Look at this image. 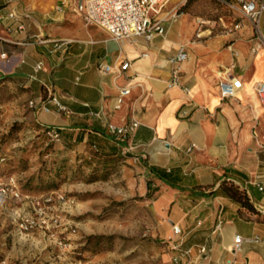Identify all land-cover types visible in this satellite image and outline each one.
Wrapping results in <instances>:
<instances>
[{"label":"crops","instance_id":"1","mask_svg":"<svg viewBox=\"0 0 264 264\" xmlns=\"http://www.w3.org/2000/svg\"><path fill=\"white\" fill-rule=\"evenodd\" d=\"M62 1L0 0L6 105L26 110L21 120L55 128L57 144L118 157L121 170L141 174L155 187V212L166 220L159 232L171 235L179 225L178 242L205 245L208 264H264V105L255 91L264 81V11L257 29L248 18H221L213 33L205 28L196 36L195 20L182 12L164 21L162 35L116 41L86 24L71 0ZM184 1L170 0L160 16ZM10 11L17 16L8 17ZM180 49L186 58L179 83L168 85V59ZM125 61L119 73L98 69L100 62ZM219 77L234 83L233 96L220 95ZM123 87L129 94L118 104ZM53 98L67 110L59 111ZM133 120L137 128L122 143L130 150L122 154L108 126ZM223 181L244 189L253 209L223 193ZM236 234L242 242L234 250ZM166 240L160 264H173L178 252ZM178 264L203 262L194 250Z\"/></svg>","mask_w":264,"mask_h":264},{"label":"rangeland","instance_id":"2","mask_svg":"<svg viewBox=\"0 0 264 264\" xmlns=\"http://www.w3.org/2000/svg\"><path fill=\"white\" fill-rule=\"evenodd\" d=\"M182 12L211 33L247 18L236 0H192ZM7 99L0 88V179L14 176L23 196L0 195V264H160L168 235L155 187L147 193L149 181L118 158L57 144Z\"/></svg>","mask_w":264,"mask_h":264},{"label":"built area","instance_id":"3","mask_svg":"<svg viewBox=\"0 0 264 264\" xmlns=\"http://www.w3.org/2000/svg\"><path fill=\"white\" fill-rule=\"evenodd\" d=\"M170 0H71L73 9L82 15L86 24H96L105 29L110 37L116 41L122 40L132 36H143L151 38L154 34L162 35L165 31L164 21L174 20L180 14L179 7L169 10L163 16H160L164 7ZM239 4L242 13L252 22L255 29H257V22L259 15L264 11V4L257 5L254 0H236ZM66 0L62 1V5ZM61 7L58 6V9ZM8 17L17 16L16 13L10 11ZM221 19V18H220ZM207 20L196 19V36H200L204 30V25ZM17 28L23 30L25 25L23 22L17 25ZM6 56L5 53H0V59ZM186 58V52L180 49L176 55L170 57L168 62L173 64L171 78L168 85H175L179 83V64ZM127 61L118 64L117 66L109 65L104 62L98 64V69L103 72H121L128 67ZM41 68V63L35 66V70ZM220 95L223 98L231 97L235 93V85L226 78L219 77L217 80ZM187 90V88H185ZM255 91L262 105H264V81H260L255 85ZM129 94V89L123 87L120 89L117 103H121L124 96ZM55 104L59 111H66L67 109L61 105L56 99ZM34 101H29V105L33 106ZM135 120L123 125H109L108 132L117 140L120 152L126 154L130 149L123 145L129 135L137 128ZM45 133L50 139H58V131L49 127L45 129ZM3 158H0L2 160ZM261 189V187H260ZM0 195L10 196L15 199H21L23 194L20 192L17 179L14 176H9L6 179H0ZM28 197V195H24ZM181 234V228L177 224L172 225V234L168 235L167 243L170 249L177 250L178 254L173 256V264H178L182 257L188 256L196 251V254L202 259L203 264H208L207 247L205 245H190L182 247L178 242L177 236ZM242 238L239 234L234 236L233 249H239Z\"/></svg>","mask_w":264,"mask_h":264},{"label":"trees","instance_id":"4","mask_svg":"<svg viewBox=\"0 0 264 264\" xmlns=\"http://www.w3.org/2000/svg\"><path fill=\"white\" fill-rule=\"evenodd\" d=\"M192 0H186L185 3L183 5H180L179 7V11L182 12V8L186 7ZM40 130H42L43 134L46 137H49L46 133H45V129L49 128V126H43V125H36ZM59 134V132H58ZM59 138H60V134H59ZM58 139H52V141H58ZM97 151V150H96ZM99 152V151H98ZM100 153V152H99ZM102 154V153H101ZM103 155V154H102ZM103 157H106L103 155ZM3 158V157H0ZM108 159H116L118 157H106ZM149 183H147V193L150 192L149 191ZM219 189L225 193L227 196H229L230 198H232L233 200H235L241 207L246 208L248 210H252L253 209V205L246 193V191L242 188H239V186H237L236 184L232 183V182H227V181H223L220 186Z\"/></svg>","mask_w":264,"mask_h":264}]
</instances>
